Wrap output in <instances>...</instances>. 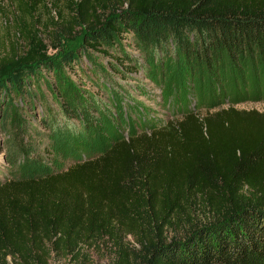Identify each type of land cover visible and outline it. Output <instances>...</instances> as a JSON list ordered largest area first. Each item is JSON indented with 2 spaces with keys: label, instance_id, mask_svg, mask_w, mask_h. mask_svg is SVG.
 I'll return each instance as SVG.
<instances>
[{
  "label": "trees",
  "instance_id": "16d2710c",
  "mask_svg": "<svg viewBox=\"0 0 264 264\" xmlns=\"http://www.w3.org/2000/svg\"><path fill=\"white\" fill-rule=\"evenodd\" d=\"M9 1L0 264L99 246L112 264H264V112L234 108L264 100V0H65L44 23ZM59 36L77 43L51 58ZM137 73L168 119L132 99ZM44 136L92 155L51 167L30 158Z\"/></svg>",
  "mask_w": 264,
  "mask_h": 264
},
{
  "label": "rangeland",
  "instance_id": "374dc122",
  "mask_svg": "<svg viewBox=\"0 0 264 264\" xmlns=\"http://www.w3.org/2000/svg\"><path fill=\"white\" fill-rule=\"evenodd\" d=\"M11 3V4H10ZM55 3L58 7L56 9H51L48 11L47 9H44L43 6L46 5V7H50L51 4ZM65 0H37L36 7H35V15L38 16V20L40 23H44L49 16H56L57 10H60L61 12H65ZM10 5H14L13 2H10L9 0H0V7L3 9L4 13H0V54L4 51V49L9 48V40H13V38L9 37L11 33H13L12 28V18L9 16L10 11ZM75 8V7H73ZM76 34L78 33V30H75ZM74 31V32H75ZM6 33L9 35L6 36ZM47 34L43 33L41 34V38L44 40L45 44L50 47V42L46 38ZM9 37V38H7ZM77 41V40H76ZM75 40H69L67 38H64L62 36H59L58 38V48L57 49H47V55L51 58L58 55V53L62 49H66L67 47L74 46L77 42ZM18 43H20L18 41ZM2 44V45H1ZM83 71L87 72L85 67H83ZM88 74V72L86 73ZM141 88H139V86ZM126 88H129L132 95V99H137L139 101H142L144 106L148 110V115L157 118V120H166L168 119V112L167 110L160 104H158L159 98H158V87L157 83H153L150 80H145L137 74H132L128 84L125 85ZM144 91L148 92L145 96L142 94H139V92ZM139 94V95H138ZM226 107V105L221 106V108ZM235 109L238 110H256L259 112H264V100L252 102L247 101L244 103H240L237 105H234ZM146 115V117H148ZM151 119V117H149ZM158 123V122H155ZM38 147L35 148V151L33 150L32 153H30V158L39 157L41 158L42 162L47 163L51 167L54 168H63L66 165H69L76 161H81L86 157L91 156L90 152H84L78 153L77 151H73L72 148L65 147L64 142H59L54 140L53 138H48L44 136L41 138L38 142ZM5 148L3 145V135L0 134V181H3L6 176L8 175V172L6 170L5 164H4V155H5ZM42 151H45L44 154H41ZM47 166V167H50ZM198 215V214H197ZM201 217V216H200ZM202 220V219H200ZM185 232V229L181 228H175L173 230L165 232L166 238H170L172 236H175L179 238L183 233ZM125 240H127L129 243H131V238L127 237ZM114 260L113 254L111 250L108 248H104L103 246L97 247H83L80 256L77 260L71 261L67 263L65 259L60 258H51L49 260V264H112ZM6 264H12L11 260L9 258L6 259Z\"/></svg>",
  "mask_w": 264,
  "mask_h": 264
}]
</instances>
